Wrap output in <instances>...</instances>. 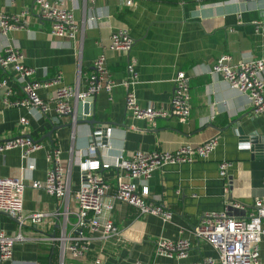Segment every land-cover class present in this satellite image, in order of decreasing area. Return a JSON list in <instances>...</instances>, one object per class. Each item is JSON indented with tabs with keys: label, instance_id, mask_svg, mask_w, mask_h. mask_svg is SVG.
I'll return each mask as SVG.
<instances>
[{
	"label": "crops",
	"instance_id": "0c3cea01",
	"mask_svg": "<svg viewBox=\"0 0 264 264\" xmlns=\"http://www.w3.org/2000/svg\"><path fill=\"white\" fill-rule=\"evenodd\" d=\"M47 1L72 11L77 23L84 24V74L89 75L94 61L105 55L112 78L121 83L127 78L128 62L135 63L134 89L141 107L169 110L175 77L185 72L190 78L191 117L186 124L175 117L158 120L156 125L133 119L126 111L127 91L123 86L96 97L95 118L113 125L106 149L101 151L106 167L100 174L106 181L115 186L116 171L111 164L120 154L130 158L137 151L174 152L186 144L198 146L218 138V147L210 159L165 166L148 182L150 200L174 213L171 222L164 223L152 215L142 216L135 207L115 201L109 216L119 229V236L106 247L94 245L92 253L84 259L68 256L65 264H94L97 258L102 264H151L158 239H177L182 228L197 226L204 214L227 211L234 218L246 219L255 201L264 199V148L256 147L257 142L264 141V117L253 114L244 93L232 89L222 76H213L210 71L225 55L233 63L264 59V0H136L132 8L124 0ZM0 12L21 17L24 26L7 36L0 34V57L7 47H19L26 64L36 70V79L51 80L62 72L64 85L75 83L81 36L77 42L53 37L51 23L41 17L36 0H0ZM99 15L103 18L97 20ZM120 30H128L134 40L128 54L110 50L112 35ZM1 77L8 79V85L16 91L13 100L25 98L23 89L12 80V72L2 71ZM55 89H41L38 94L48 101ZM4 96L0 90V140L22 136L20 119L27 118L30 122L27 136L45 147L35 155L37 168L31 175L34 181L46 180L49 170L46 154L52 147L60 148L62 158L67 160L73 146L86 150L92 137L95 138L94 129L87 125L78 126L75 132L72 127H64L71 119L58 117L54 112L41 115L26 108H4ZM56 118L63 127L48 138L53 127L59 126L54 123ZM102 137H96L99 143ZM223 161L232 164L225 179L219 174ZM20 167L19 150L0 154V178L19 177ZM80 176L81 168L75 166L76 190ZM114 193L113 187L109 196ZM56 208L53 197L28 184L26 213L51 212ZM0 228L13 235L18 231V222L1 214ZM29 230L25 232L27 236L35 235ZM56 230L44 233L51 235ZM190 235L185 232V237ZM190 238L193 248L188 259L160 257L156 262L191 264L217 256L211 245L194 236ZM260 260L264 264V235ZM4 264H60V261L55 247L28 242L16 245L12 260Z\"/></svg>",
	"mask_w": 264,
	"mask_h": 264
},
{
	"label": "built area",
	"instance_id": "2783aa9c",
	"mask_svg": "<svg viewBox=\"0 0 264 264\" xmlns=\"http://www.w3.org/2000/svg\"><path fill=\"white\" fill-rule=\"evenodd\" d=\"M87 1V0H85ZM94 1V0H90ZM132 8L136 0H124ZM41 17L51 23V35L78 41L77 77L73 85H64L63 73L54 79H36V70L26 64L23 51L16 46H9L0 57V74L12 72V80L25 93V98L15 99L16 91L8 85V79H0V90L4 91V108H26L31 112L49 115L54 112L58 117H68L76 130V109L79 102L89 97H97L101 92L111 94L118 86L126 89V111L136 120L156 125L158 120L175 117L186 124L191 117L190 78L180 72L174 79L175 89L169 110L149 106H140L134 86L137 81L135 63L128 62L127 78L117 83L108 68L105 55L99 56L93 63V71L88 75L82 71V53L85 27L79 25L72 11L62 5L51 4L47 0H36ZM103 18L99 15L97 20ZM21 17L0 12V34L10 33L23 28ZM134 45L128 30H120L112 35L110 50L130 53ZM264 59L233 63L231 57L222 56L212 67L210 74L222 76L232 89L244 93L250 108L256 116L264 117ZM84 80V83H83ZM56 87L49 94L48 101L40 98L38 91ZM53 104V107L52 105ZM22 136L14 139L0 140V154L12 150L20 151V176L0 178V215L4 214L18 222V231L8 235L0 228V264L13 258L14 247L28 242L45 243L57 249L60 264H65L70 256L81 260L92 253L93 246L106 247L119 236V229L108 213L113 210L115 201L135 207L140 215H152L169 223L174 213L166 207L150 200L148 182L153 175L168 165L192 164L199 160H208L218 147V138L193 146L186 144L174 152L137 151L130 158L120 154L113 159L111 166L116 171V184L111 185L100 174L106 167L101 151L106 145L93 137L86 150L70 149L67 160L62 158V150L51 148L46 154L49 164L46 180L34 181L35 155L44 150L43 144L27 136L30 126L27 118L20 119ZM97 161V162H96ZM94 162V164H92ZM85 164L88 165L84 168ZM93 165V166H92ZM80 166L81 176L78 189L73 187L74 167ZM232 164L223 161L219 165L220 177L225 179ZM86 179V183L84 182ZM28 184L35 190H44L57 202V208L51 212L26 213L24 210L25 191ZM113 187L115 193L109 196ZM108 200V201H106ZM240 208V205H234ZM264 199H257L253 211L246 219L230 216L228 212L204 214L200 223L189 229L182 228L175 240L160 238L155 242L154 261L166 257L169 259H188L195 237L211 245L217 252L216 257L204 258L191 264H263L260 260V244L264 235ZM56 228V233L45 234V230ZM30 229L35 235L27 236ZM185 232L190 233L185 237ZM94 264H102L97 258Z\"/></svg>",
	"mask_w": 264,
	"mask_h": 264
},
{
	"label": "water",
	"instance_id": "95a60500",
	"mask_svg": "<svg viewBox=\"0 0 264 264\" xmlns=\"http://www.w3.org/2000/svg\"><path fill=\"white\" fill-rule=\"evenodd\" d=\"M95 103H96V97H89L84 102H79L76 109V127L87 125L90 128L94 129V136L95 137H102L101 142L104 145L108 144L107 141V135L109 134L110 127H112V123L108 122H101L95 118ZM88 117H94L93 119H88ZM57 125L60 123V119L56 118L55 122ZM63 126L59 125L56 127H53V129L47 134L48 138H51L53 134H55L57 131H59ZM64 127H73V123H69L64 125ZM93 139V137H92ZM261 144V145H260ZM261 146L260 148H264V141L263 143H256V147ZM97 162V161H96ZM94 164V162H92ZM93 166V165H92ZM88 165L85 164L84 168H87ZM103 170V169H102ZM86 179H84V182L86 183ZM110 213H108V216Z\"/></svg>",
	"mask_w": 264,
	"mask_h": 264
},
{
	"label": "trees",
	"instance_id": "16d2710c",
	"mask_svg": "<svg viewBox=\"0 0 264 264\" xmlns=\"http://www.w3.org/2000/svg\"><path fill=\"white\" fill-rule=\"evenodd\" d=\"M70 119V118H69ZM53 148V147H52Z\"/></svg>",
	"mask_w": 264,
	"mask_h": 264
}]
</instances>
